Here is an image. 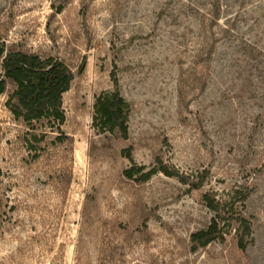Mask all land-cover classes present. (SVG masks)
<instances>
[{"label":"rangeland","instance_id":"374dc122","mask_svg":"<svg viewBox=\"0 0 264 264\" xmlns=\"http://www.w3.org/2000/svg\"><path fill=\"white\" fill-rule=\"evenodd\" d=\"M0 38L73 72L58 129L0 93V264H264V0H0ZM112 90L126 138L92 125ZM206 192L249 220L246 248L231 228L191 249Z\"/></svg>","mask_w":264,"mask_h":264},{"label":"trees","instance_id":"16d2710c","mask_svg":"<svg viewBox=\"0 0 264 264\" xmlns=\"http://www.w3.org/2000/svg\"><path fill=\"white\" fill-rule=\"evenodd\" d=\"M0 61L3 70V74H0V93L5 90L7 80L10 81L15 86L11 98L23 118L29 122L46 118L51 127L58 129L64 119L61 94L69 88L73 78V72L67 64L51 57L9 49L1 38ZM113 77L115 81L114 74ZM14 112L16 113V110ZM129 114V103L118 90L105 91L95 97L92 125L100 133L126 138ZM32 137L35 141L39 140L36 134H32ZM65 137L67 135L61 133L53 140L62 142ZM126 157L130 158L129 152ZM157 172L176 176L184 181L177 172L170 170L166 165L146 169L132 162L122 173L126 178L144 182ZM193 185L194 188L199 186L197 183ZM202 199L212 215L205 227L190 234L191 249L196 250L215 240H224L231 228H234L238 248H246L251 240L250 222L234 206V202L221 204L208 192L202 195ZM233 224H236V227H233Z\"/></svg>","mask_w":264,"mask_h":264}]
</instances>
